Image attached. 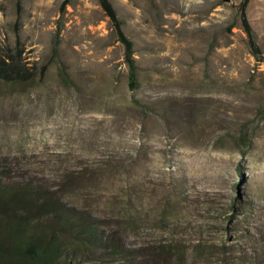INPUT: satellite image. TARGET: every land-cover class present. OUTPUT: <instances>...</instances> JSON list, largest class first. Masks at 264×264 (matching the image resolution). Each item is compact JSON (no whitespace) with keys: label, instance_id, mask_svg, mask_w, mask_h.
Returning a JSON list of instances; mask_svg holds the SVG:
<instances>
[{"label":"rangeland","instance_id":"rangeland-1","mask_svg":"<svg viewBox=\"0 0 264 264\" xmlns=\"http://www.w3.org/2000/svg\"><path fill=\"white\" fill-rule=\"evenodd\" d=\"M0 0V172L114 248L100 264H264V0ZM3 225L0 226L2 232Z\"/></svg>","mask_w":264,"mask_h":264},{"label":"trees","instance_id":"trees-1","mask_svg":"<svg viewBox=\"0 0 264 264\" xmlns=\"http://www.w3.org/2000/svg\"><path fill=\"white\" fill-rule=\"evenodd\" d=\"M67 1L63 0L62 10ZM249 1L240 0L236 7L250 51L263 59L246 14ZM98 2L124 45L127 83L135 89L138 66L134 42L127 37L111 1ZM28 74L15 56H0L1 80L23 88ZM46 189L42 183L17 181L0 172V226H4L0 231V264H100L96 260L120 253L92 221L53 199Z\"/></svg>","mask_w":264,"mask_h":264}]
</instances>
